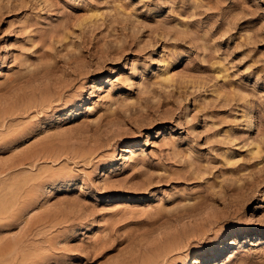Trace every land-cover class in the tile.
Returning <instances> with one entry per match:
<instances>
[{
	"label": "rangeland",
	"instance_id": "rangeland-1",
	"mask_svg": "<svg viewBox=\"0 0 264 264\" xmlns=\"http://www.w3.org/2000/svg\"><path fill=\"white\" fill-rule=\"evenodd\" d=\"M0 264H264V0H0Z\"/></svg>",
	"mask_w": 264,
	"mask_h": 264
},
{
	"label": "bare ground",
	"instance_id": "bare-ground-1",
	"mask_svg": "<svg viewBox=\"0 0 264 264\" xmlns=\"http://www.w3.org/2000/svg\"><path fill=\"white\" fill-rule=\"evenodd\" d=\"M109 69V68H108ZM104 70V69H103ZM105 72V71H104ZM140 83H142V82H140ZM140 85H142V84H140ZM139 87V86H138ZM179 122V120L177 121V123Z\"/></svg>",
	"mask_w": 264,
	"mask_h": 264
}]
</instances>
